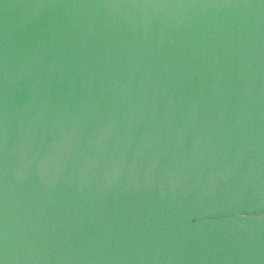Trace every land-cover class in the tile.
<instances>
[{
	"label": "water",
	"instance_id": "95a60500",
	"mask_svg": "<svg viewBox=\"0 0 264 264\" xmlns=\"http://www.w3.org/2000/svg\"><path fill=\"white\" fill-rule=\"evenodd\" d=\"M0 264H264V0H0Z\"/></svg>",
	"mask_w": 264,
	"mask_h": 264
}]
</instances>
